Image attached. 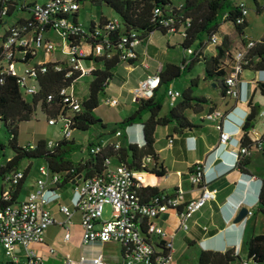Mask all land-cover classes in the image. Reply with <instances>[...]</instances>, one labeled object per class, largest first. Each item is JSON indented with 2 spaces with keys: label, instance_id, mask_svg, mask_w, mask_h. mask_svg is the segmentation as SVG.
<instances>
[{
  "label": "built area",
  "instance_id": "obj_1",
  "mask_svg": "<svg viewBox=\"0 0 264 264\" xmlns=\"http://www.w3.org/2000/svg\"><path fill=\"white\" fill-rule=\"evenodd\" d=\"M80 0H0V27L4 28V34L0 39V82H3L5 75H13L22 94L35 96L40 92V77L47 73L49 67L58 72H64L66 77H71L75 73H80L70 85L61 87L57 93L49 92L45 101L49 110H57V115L48 117L51 125L62 122L61 130L63 138L72 139L75 115L83 110V98L75 91H68L81 76L93 73L97 69L95 66L85 67L84 61H96L98 58L111 59L117 56L121 63L128 64L129 70H133L140 61V65L145 69H150L147 45L154 33L152 31L144 36L140 30H127L120 17L107 18L90 25L78 20L76 14L80 9ZM245 16L248 15L249 8L244 0L238 3ZM13 6V16L15 21L9 22V11ZM182 4H179V9ZM264 10V2L261 4ZM27 16H21V13ZM152 20L167 33L177 35L181 39L187 36V28L190 20L182 22V27H178L180 22L173 9L164 10L160 6H155L152 11ZM60 39V52L65 58L55 57L57 42ZM218 33H213L207 44L217 45L219 43ZM257 41L247 39L241 49H236L226 56L222 67L226 70V96L240 101L242 99L241 86L250 84V81L242 79V72L249 65V50L255 46ZM145 47L144 58L140 60L139 48ZM206 46V45H205ZM203 47H188L184 49L182 66L196 58H201L204 52ZM42 52L47 59L34 61L38 53ZM53 57V58H52ZM52 58V59H51ZM21 64L23 67L18 68ZM51 65V66H50ZM164 65L158 63L153 73L147 74L139 80L132 90V100L139 101L155 96L162 87L161 72ZM264 73V70H258ZM262 78L252 79L253 84L263 82ZM110 83H108L106 89ZM105 89V91H106ZM170 100L180 98L182 91L168 86L165 91ZM25 97V96H24ZM249 98V97H248ZM105 103L109 106L119 104V98L108 94ZM248 102V99L246 103ZM237 105L229 111L215 108L206 113L205 119L216 120V128L219 131V144L230 145L234 138L233 134L224 129V123L229 120V116ZM42 111V110H41ZM46 115V111H42ZM264 114V112H259ZM257 117V116H256ZM255 117V120H256ZM238 125L237 134L245 132L244 125ZM251 135H258L255 127L247 130ZM123 134L121 129L115 132L117 137ZM170 140V145L172 143ZM264 134L252 140L251 145H243L240 138L235 140L238 150L235 153L236 163L251 154V148L262 149ZM54 140H48L51 147ZM115 149L119 148L121 141L110 143ZM31 148L36 147V142L27 144ZM107 144L94 143L89 147L90 154H98L103 151ZM88 155V154H87ZM87 155H83L87 157ZM153 161L151 155L143 158L142 169H134L124 162L114 163L112 157L105 159L103 172L96 176L84 177L82 174L70 172H54L47 163L39 166V172L45 178H38L32 188L27 193L26 198L12 200V196L17 186L26 179V169H17L7 173L3 179L10 183L9 188H1L0 200L7 201L0 207V249L3 250L4 264H45L43 256L34 248L36 244L45 242L47 229L59 224L63 226L64 241L68 242L72 238L71 226L74 223L76 213L80 215L81 223V244L87 246L94 242L106 243L117 242L123 248L122 264H172L174 249V234L168 233L161 226L152 220L161 213L169 209L177 210L180 220V227L184 230L189 228L190 218L209 201L215 200L217 189L210 188L205 177L203 163H196L190 172V181L193 185H201L202 192L197 198L182 201L183 191L178 188L173 195L157 194L144 201L140 196V190L145 182V168L149 167ZM72 174L73 179L70 184L73 186L70 202L59 200L57 205L59 212L63 215L58 220L50 210L49 196L51 193L59 192V184L66 174ZM110 204L112 211L110 218L104 219V206ZM248 214H252L248 211ZM153 238L157 239V244ZM21 247L23 253L18 254L17 248ZM50 253H56L55 247H49ZM106 264L103 254L93 257L80 255L75 258L67 252L63 255V264ZM252 259L248 258L242 264H252Z\"/></svg>",
  "mask_w": 264,
  "mask_h": 264
},
{
  "label": "trees",
  "instance_id": "obj_2",
  "mask_svg": "<svg viewBox=\"0 0 264 264\" xmlns=\"http://www.w3.org/2000/svg\"><path fill=\"white\" fill-rule=\"evenodd\" d=\"M92 1L98 4L105 3L111 7L119 15L127 30H140L144 36L156 30L167 33L166 29L161 28L160 25L152 20V11L155 6H160L164 10L166 9V11L167 8L168 10L173 9V13L180 20L177 23L178 27H182V22L186 19L190 20L187 36L182 39L183 50L188 47H205L210 36L213 33H218L223 22L232 23L238 34L242 35L244 39L245 29L249 23L247 16L243 14L242 8L238 4L241 0H183L179 3H176L175 0ZM253 1L256 4V9L262 11L260 1ZM179 4H182V6L178 9L177 6ZM12 14L13 6L9 11V15ZM3 34L4 37L5 32ZM215 50V54L209 57L203 54L201 58H196L184 64V66L171 62L167 63L161 72V84L165 87V91L174 79L190 71L196 62L203 60L205 63L204 79L221 86V94L226 96L225 76L227 72L222 67V63L231 52V42L228 36H223L222 42L215 45ZM247 56L250 59V63L245 69L264 70V37L256 42L255 46L249 50ZM96 61H102L104 67L97 68L92 73L93 80L90 83L88 95L83 98V110L74 117V129L86 130L98 122L95 110L99 106V97L105 92L108 83L113 78L114 68L121 63L117 56L105 60L98 58ZM182 62H184L183 59ZM79 76L80 73L78 72L71 77H66L64 72H58L49 67L48 72L40 77V92L31 98L24 97L15 76L5 75L3 77V82H0V120L4 122L6 130L10 134L9 145L12 147L14 155L5 164L0 165V176L4 177L7 173L17 170L21 161L25 158H41L54 172L63 173L74 170L73 174H82L84 177H88L96 176L103 172L107 157H112L114 163L124 162L134 169H142V160L147 155H151L153 161L149 167L145 168L146 171L153 172L157 176H163L166 174V169L162 163L158 162L159 154L155 147L158 127L174 123L175 129L193 128L196 125L188 119L185 111L192 109L196 113L201 112L204 109L203 105L208 102L207 97L194 93L195 87L198 85V79L191 78L189 85L182 91L180 101L176 105L171 106L166 113L162 114L166 94L165 91L161 94H158L157 91L152 98L136 101V109L117 123V128L124 131L128 126L140 123L144 138L143 145L128 141L126 140V136H124L125 142L124 144L121 142L119 148L115 149L112 144L108 143L102 152L98 154L88 153L87 157L79 160H75L72 157L74 152L78 151L81 147L73 139H58L51 147L48 145V139L46 138L38 139L35 148L19 144V123L30 120L37 109L46 111L50 116L57 115V110L48 109L45 101L46 95L49 92L57 93L61 87L70 85ZM262 83L258 82L254 85L246 103L248 120L244 125L245 132L240 137L243 145L252 144L251 135L247 130L255 127V117L261 112L260 105L254 101V95L256 92H259L264 96V86H262ZM213 109L215 108L211 107L209 111ZM145 114H147L146 118L144 117ZM101 125L103 126L104 123L101 122ZM115 129L113 130L116 132L117 130ZM0 145L4 147L3 144L0 143ZM261 150L264 155V141ZM250 162L251 156L244 157L238 162L240 170L244 173L247 172ZM196 165L192 166L190 172ZM27 172L26 169V174ZM72 179V174H66L59 187L62 188L70 184ZM21 183L17 186L11 202L17 198V192L21 188ZM157 194L163 193L155 187H146V189L144 188L140 192V196H146L147 198V200L143 199L144 201H149L150 198ZM6 203L9 202L0 200V207ZM257 212L264 214V179L262 180L258 194ZM247 247L248 258L252 259L254 263L263 262L264 232L250 237L247 241ZM237 260H240V256L237 254L235 248L231 247L224 251L202 250L198 255L196 264H232Z\"/></svg>",
  "mask_w": 264,
  "mask_h": 264
},
{
  "label": "crops",
  "instance_id": "obj_3",
  "mask_svg": "<svg viewBox=\"0 0 264 264\" xmlns=\"http://www.w3.org/2000/svg\"><path fill=\"white\" fill-rule=\"evenodd\" d=\"M85 6V2L81 1L80 9L76 14V17L86 25H90L107 18H114V10L110 7L112 11L110 14H107L104 11H101L99 14L93 11L90 12L89 17H85L89 20H86V22L84 21L85 18L81 16V10L84 9ZM20 15L27 16L24 12ZM146 48L148 52V45ZM144 50V46L139 48V52L141 54L140 60L144 58V55H142ZM182 52L184 53V50ZM215 53L216 50L212 54ZM42 59L47 58L44 56ZM150 65V69H145L140 65L139 61L138 66L131 70V72H135L139 69V72L134 76V80L129 82L124 81V85L127 86L129 94H131V99L133 88L138 84L139 80L144 78L147 74L153 73L156 70L158 63L155 65L150 63ZM163 65L165 67L166 64ZM126 67L128 70L130 69L128 64H126ZM255 77L262 78L264 80V73H257ZM207 81L221 93V86H218L210 80ZM169 86H171V84ZM253 88H251L250 84H243L241 86L242 99L240 101L231 97L228 99L227 96H223L221 94L223 96V100L220 103L215 96L211 94H203V96L208 99V102L203 105V114L197 116V113L192 109H187L185 111L188 119L196 126L188 129H175L174 123L168 124L167 126L172 125L173 134H169L168 128H164V134L167 136L165 144L163 146H159L156 141L155 147L159 154L158 162L163 164L166 169V174L163 176H157L153 172H146L145 182L140 192H142L144 188L146 189V187H155L162 193L173 195L177 192L178 188H180L183 191V202L197 198L202 192V186L193 185L189 178L190 170L196 163L204 164L205 177L209 181L207 185L210 188L217 189L216 199L207 202L203 208L197 211L190 218L189 228L187 230L180 227L179 216L177 214V210L175 209H169L152 220L168 233L174 234L173 255L176 258L186 257L190 248L189 246L193 244L196 248L194 253L195 261L193 264H196L198 255L202 250L224 251L233 247L240 256V260H237L232 264H242L243 261L248 259L247 241L249 238L264 232V225L263 229L257 227L258 217L260 214H263L261 212H257V207L258 194L262 180L264 179V169L259 168L254 164L253 152L255 147L251 148V154L249 155L251 156V162L248 165L247 172L245 173L240 170L238 163H236L237 158L235 156V153L238 150L235 140L241 137L240 134H237L236 130L238 125L241 123L244 112L247 110L246 101L252 92L251 89L253 90ZM107 89L112 91L113 89H116V87H111V85H109ZM162 89L165 91V87L162 86L158 90V94H160ZM257 93L258 92H256L255 95ZM180 99L181 97L174 100L169 99L168 109L171 106L176 105ZM236 105L238 108L233 110L229 116V120H226L224 123V129L233 134L234 140L228 146L219 144V131L216 128L218 119L209 120V123L203 122L206 115L204 111H209L211 107L229 111ZM163 109L161 112L162 114L168 111V109L165 111H163ZM199 119H201L203 123H199ZM136 132L133 135L124 134L126 136V140L143 145L144 138L140 141L138 133ZM174 133L179 134L178 139H176ZM257 133L258 135L254 133L251 135L252 140H255L261 134V131L257 129ZM103 134V132H100L99 141H97L98 143L108 144L120 140L115 138L108 141L107 138H103ZM171 139L173 141L170 145ZM164 150H170V155H162ZM259 150L262 151L261 149ZM83 157V155H80L78 160ZM31 166L32 162H30V164L28 163L26 166L25 169L28 171L27 174L29 173ZM18 169H20V167H18ZM24 182L25 180L21 183V188L17 192L18 200H21L20 196L23 191ZM31 188L27 189V193ZM141 197L142 199L147 200L146 196ZM70 198L65 202H70ZM49 207L58 220L63 218V215L59 212L58 205L56 207L50 205ZM242 208H247V210L251 211L252 214H248L247 212L242 220L235 221ZM71 231L72 238L70 241L66 242L64 241L65 230L63 226L54 224L47 229L45 242L43 244L34 245V248L38 251V253L43 256L45 264H63V255L67 252L71 253L75 258H78L82 254L87 257H93L101 253L104 255L106 264H122L123 248L121 244L117 242H94L87 246H83L81 244V223L79 213H76L75 215ZM153 241L157 244L156 238H153ZM52 246L57 249L56 253H50L48 251L49 247ZM245 249L246 252L244 255L243 252ZM19 250V254H21L23 249L18 247L17 252ZM4 261L5 256L3 250L0 249V264H4ZM85 264H91V262ZM257 264H264V261Z\"/></svg>",
  "mask_w": 264,
  "mask_h": 264
},
{
  "label": "rangeland",
  "instance_id": "obj_4",
  "mask_svg": "<svg viewBox=\"0 0 264 264\" xmlns=\"http://www.w3.org/2000/svg\"><path fill=\"white\" fill-rule=\"evenodd\" d=\"M30 0H28L29 2ZM176 3H179L183 0H175ZM249 8V12L247 15L248 18V26L245 29V35L244 39L242 38V35L238 34L237 30L235 29L234 25L230 22H223L219 31V43L222 42L223 36H228L230 42H231V52H234L236 49H241L243 45L245 44V40L251 39L254 41H259L264 37V10L258 11L256 9V4L253 0H244ZM262 4L264 0H259ZM85 2V8L81 10V16L82 17H89L90 12H96L101 13V11H104L107 14H110L112 11L110 7H108L105 3L98 4L94 3L92 0H84ZM113 16L116 18L119 15L114 11ZM9 22L15 21V16L10 15ZM89 21L88 19H84V21ZM86 21V22H87ZM4 33L3 27L0 28V37ZM1 41V39H0ZM55 41L57 42V50L55 51V57L57 58H65L64 54H61L60 52V39L55 38ZM215 46L206 44L204 48L203 54L207 57L212 55V53L215 51ZM183 46H182V39L177 36L170 33H162L159 30L154 31L152 34L149 43H148V59L149 62L153 65L157 63H163L167 64L169 62L175 63V64H182V59L184 57ZM44 57L42 52H39L37 57L34 61L41 60ZM83 65L85 67H91L95 66L97 68H103L104 64L102 61H84ZM23 66L21 64L18 65V68L21 69ZM204 67L205 63L203 60L200 62H196L193 66V68L183 74L182 76L174 79L170 84L172 87L176 89H180L183 91L185 87H187L190 83L191 78H197L198 79V85L195 87L194 93L196 95H203V94H211L215 96V98L221 103L223 100V96L218 91L217 88H215L213 85L208 83L207 80L204 79ZM139 72V69L135 72H131L126 67V63H119L114 68V76L110 80L111 87H116V89H113L112 91H109L108 89L100 95L99 97V106L95 110V115L98 119V122L90 126L86 130H79L75 129L73 131L72 139L75 141V143L79 144L81 147L78 151L74 152L72 155L73 159L78 160L80 155H87L88 154V148L90 144L97 143L99 141V135L100 132H103V138L109 141L113 140L115 138H118L121 140L122 144H124V134L120 137H117L114 134V128L115 130H118L117 123L122 120L123 118L127 117L132 111H134L137 107V104L135 101L131 99V94H129L128 88L126 85H124V81H133L134 76ZM258 71H255L251 68L245 69L242 72V79L250 81V86L253 88L254 84L251 82L252 79H256V74ZM93 80V74L87 73L83 76H81L72 86L68 87V91H75L77 95H79L81 98H84L88 95L89 92V86L91 81ZM252 91V89H251ZM164 92V89L161 90L160 94ZM108 94H111L113 96H116L119 98V104L116 106H109L105 103V97L108 96ZM26 98H31L30 96H27L24 94ZM229 99V97H228ZM255 101L260 105L261 112H264V96H262L259 92L254 97ZM169 106V98L167 96L164 97V109L163 111L167 110ZM208 110H205L204 113H207ZM193 114V113H192ZM203 114V112L197 113L198 115ZM48 117L50 115H46L43 113L40 109H37L34 113L33 117L28 121H23L19 123V133H18V142L21 145H27L31 142H37L40 138H46L48 140H58L63 138L61 126L62 122H58L56 125H51L48 122ZM144 117H147V114L144 115ZM101 122L104 123V125H101ZM202 120L199 119V123H201ZM203 122L209 123V120L204 119ZM202 122V123H203ZM138 128V131H137ZM164 128H168L169 134H173V127L172 125L169 126H160L157 129V145L163 146L167 140V136L164 134ZM260 130L261 134H264V114H259L256 117L255 120V130ZM123 133L127 135H133L136 131L139 136V140H143V134H142V126L140 123L134 124L132 126H128L126 130H122ZM176 139L179 138L178 133H174ZM253 133H251L252 135ZM9 139L10 134L5 128V124L2 120H0V143L4 145L2 147L0 145V165L5 164L13 155L14 151L12 147L9 145ZM162 155H170V150H164L162 152ZM185 156V155H184ZM253 160L254 164L264 169V155L262 151L259 150V148H254L253 152ZM32 162L31 169L29 173L26 176L23 191L21 192V199H24L27 194V189L31 188V186L34 185L35 181L38 178H45L44 175H42L39 172V166L44 163V160L41 158H32V159H23L20 164V169L24 170L28 163L30 164ZM190 178V176H189ZM6 183L4 186L5 188H9L10 183H7L4 181L3 177L0 176V190L2 186ZM73 191L72 184H67L64 187H62L59 192L51 193L49 196L50 205L53 207L57 206V203L59 200L62 201H68ZM111 205L106 204L104 206V219L110 218L111 215ZM262 213V212H261ZM264 225V215L260 214L258 217V223L257 227L260 229H263ZM246 246V245H245ZM180 247V246H179ZM188 254L186 257H178L175 256L172 259V264H193L195 261V246L194 244L189 246ZM246 248V247H245ZM20 250L18 251L19 254ZM246 249L244 250L245 255ZM23 253V250L21 251ZM245 257V256H244ZM252 264H257L252 262Z\"/></svg>",
  "mask_w": 264,
  "mask_h": 264
},
{
  "label": "water",
  "instance_id": "obj_5",
  "mask_svg": "<svg viewBox=\"0 0 264 264\" xmlns=\"http://www.w3.org/2000/svg\"><path fill=\"white\" fill-rule=\"evenodd\" d=\"M262 86H264V82L262 83ZM248 210L247 208H242L239 212V214L237 215L235 221H240L244 218V216L247 214Z\"/></svg>",
  "mask_w": 264,
  "mask_h": 264
},
{
  "label": "clouds",
  "instance_id": "obj_6",
  "mask_svg": "<svg viewBox=\"0 0 264 264\" xmlns=\"http://www.w3.org/2000/svg\"><path fill=\"white\" fill-rule=\"evenodd\" d=\"M238 107H236L235 109H237ZM234 109V110H235ZM248 116V111L246 110L245 112H244V114H243V118H242V120H241V123H240V125H242L243 124V121H244V119L246 118Z\"/></svg>",
  "mask_w": 264,
  "mask_h": 264
}]
</instances>
